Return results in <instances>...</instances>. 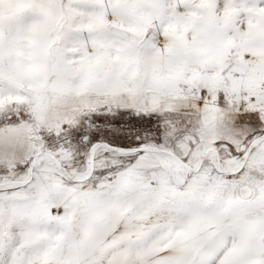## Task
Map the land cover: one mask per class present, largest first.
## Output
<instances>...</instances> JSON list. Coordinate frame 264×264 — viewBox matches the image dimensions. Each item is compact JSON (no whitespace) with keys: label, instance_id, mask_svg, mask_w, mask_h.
<instances>
[{"label":"snow or ice","instance_id":"6c2138e0","mask_svg":"<svg viewBox=\"0 0 264 264\" xmlns=\"http://www.w3.org/2000/svg\"><path fill=\"white\" fill-rule=\"evenodd\" d=\"M0 264H264V0H0Z\"/></svg>","mask_w":264,"mask_h":264}]
</instances>
